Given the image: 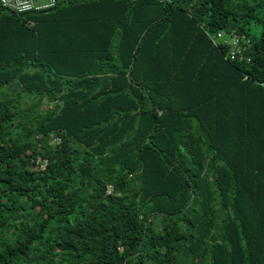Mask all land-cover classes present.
<instances>
[{"label":"trees","instance_id":"trees-1","mask_svg":"<svg viewBox=\"0 0 264 264\" xmlns=\"http://www.w3.org/2000/svg\"><path fill=\"white\" fill-rule=\"evenodd\" d=\"M55 1L0 5V264H264V0Z\"/></svg>","mask_w":264,"mask_h":264},{"label":"built area","instance_id":"built-area-1","mask_svg":"<svg viewBox=\"0 0 264 264\" xmlns=\"http://www.w3.org/2000/svg\"><path fill=\"white\" fill-rule=\"evenodd\" d=\"M55 3V0H48L46 4H37L36 0H0V5L3 8L19 15L49 9L52 8ZM226 35L232 37L233 41H223V37ZM209 37L215 46H229L226 58L230 61H242L246 59L245 54L248 46L251 44L249 38L237 35L234 32H219L217 34H210Z\"/></svg>","mask_w":264,"mask_h":264},{"label":"rangeland","instance_id":"rangeland-1","mask_svg":"<svg viewBox=\"0 0 264 264\" xmlns=\"http://www.w3.org/2000/svg\"><path fill=\"white\" fill-rule=\"evenodd\" d=\"M36 3L37 4H46V3H48V0H37ZM263 32H264V29L259 25H251L249 28L250 37L252 39L259 38ZM223 41L232 42L233 38L230 37L229 35H226L223 37Z\"/></svg>","mask_w":264,"mask_h":264}]
</instances>
